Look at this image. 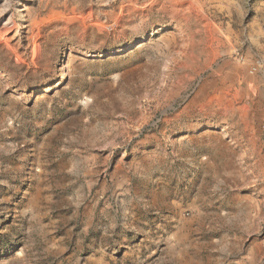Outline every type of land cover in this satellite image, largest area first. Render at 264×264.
Here are the masks:
<instances>
[{
    "label": "rangeland",
    "instance_id": "374dc122",
    "mask_svg": "<svg viewBox=\"0 0 264 264\" xmlns=\"http://www.w3.org/2000/svg\"><path fill=\"white\" fill-rule=\"evenodd\" d=\"M0 264H264V0H0Z\"/></svg>",
    "mask_w": 264,
    "mask_h": 264
}]
</instances>
